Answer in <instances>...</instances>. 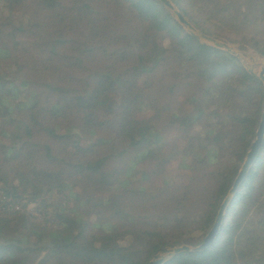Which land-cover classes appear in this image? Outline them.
<instances>
[{
	"label": "trees",
	"instance_id": "trees-1",
	"mask_svg": "<svg viewBox=\"0 0 264 264\" xmlns=\"http://www.w3.org/2000/svg\"><path fill=\"white\" fill-rule=\"evenodd\" d=\"M170 1L264 60V0ZM50 55L66 72L30 89ZM263 108V84L155 0H0V264H147L199 245ZM172 163L187 173L164 183ZM165 264H264V133L211 244Z\"/></svg>",
	"mask_w": 264,
	"mask_h": 264
},
{
	"label": "water",
	"instance_id": "water-1",
	"mask_svg": "<svg viewBox=\"0 0 264 264\" xmlns=\"http://www.w3.org/2000/svg\"><path fill=\"white\" fill-rule=\"evenodd\" d=\"M159 4H161L170 14L173 16L175 22L183 29V31L189 35L191 38L195 39L199 44L215 48L220 51H224L238 60L241 67L253 78L259 80L264 86V64H260L258 66L257 71L254 70V65L250 64L242 54L233 49L232 46L227 44L226 42L221 41L217 37L209 36L198 29H196L192 24H190L179 12V10L172 4L170 0H155ZM264 133V108L262 110L260 120L255 131V136L252 142L249 144L248 150L243 158V161L237 171L236 176L233 179L231 187L227 191L225 197L221 201L213 224L207 234L204 236L203 241L195 246L189 247L186 245H180L177 247H168L159 250L147 264H165L169 262L172 258H174L177 254L181 252H196L205 249L208 247L211 242L213 241L216 233L220 228V223L224 217L225 211L230 203L232 197L237 191V187L240 182L245 177L248 169L252 165L253 161L255 160L261 143L263 139Z\"/></svg>",
	"mask_w": 264,
	"mask_h": 264
},
{
	"label": "rangeland",
	"instance_id": "rangeland-1",
	"mask_svg": "<svg viewBox=\"0 0 264 264\" xmlns=\"http://www.w3.org/2000/svg\"><path fill=\"white\" fill-rule=\"evenodd\" d=\"M20 14L21 12L19 11H14L13 12V19L14 20H19L20 18ZM264 36V34H263ZM218 39H220L221 41L223 42H226L227 44H229L230 46H232L233 49H236L237 51H239L242 56L248 61V54L249 55H252V56H255L257 57L259 60H260V64H264V60L257 54L255 53L251 48L249 47H246L244 50L240 49L238 47V45L236 44H230L226 41L225 38L223 37H217ZM24 46L27 47V48H33L34 47V44L32 41L30 40H27L25 41L24 43ZM49 66L48 68H46L43 72V75H42V79L40 82L38 83H31L30 82V79H31V74L29 72V70L27 69H23L21 72H20V77L24 80V81H27L29 83L28 87L30 89H33V90H41L44 86V84L46 82H48L50 79L54 78L55 76H58V75H62L66 72V67L59 63L57 61V58L56 57H53V56H49ZM58 62V63H57ZM259 64V65H260ZM254 65V64H253ZM254 69L255 71H257L258 69V66H255L254 65ZM150 150L147 149L145 150L142 154H138L135 156L136 159H140L142 156L146 155ZM216 158V153H215V150L214 149H211L206 155H200L199 156V159L200 160H205V161H213L214 159ZM168 171H169V176L165 177L162 182L164 183H170V182H173V181H179L180 180V174H185L187 173V171L183 170V168H181V170H178L177 171V165L175 163H172L168 166ZM133 173V169H132V166L129 165V169H128V172L127 174L128 175H132ZM125 182V179H123L119 184L120 185H123ZM32 207H30L29 209H31ZM111 247V246H109Z\"/></svg>",
	"mask_w": 264,
	"mask_h": 264
},
{
	"label": "bare ground",
	"instance_id": "bare-ground-1",
	"mask_svg": "<svg viewBox=\"0 0 264 264\" xmlns=\"http://www.w3.org/2000/svg\"><path fill=\"white\" fill-rule=\"evenodd\" d=\"M248 58H249L248 62L250 64H252V65L254 64L255 66H259V64L261 63L260 60L257 57H255V56H252V55L248 54Z\"/></svg>",
	"mask_w": 264,
	"mask_h": 264
}]
</instances>
